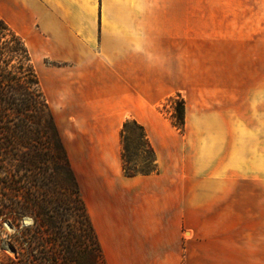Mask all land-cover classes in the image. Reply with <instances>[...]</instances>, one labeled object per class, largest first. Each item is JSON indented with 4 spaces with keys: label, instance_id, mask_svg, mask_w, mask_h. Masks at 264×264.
<instances>
[{
    "label": "crops",
    "instance_id": "obj_1",
    "mask_svg": "<svg viewBox=\"0 0 264 264\" xmlns=\"http://www.w3.org/2000/svg\"><path fill=\"white\" fill-rule=\"evenodd\" d=\"M0 2L40 62L106 264H264V85L249 70L264 64V0ZM212 62L231 64L226 86L187 76ZM177 94L182 134L161 111ZM126 120L157 173L123 175Z\"/></svg>",
    "mask_w": 264,
    "mask_h": 264
},
{
    "label": "trees",
    "instance_id": "obj_2",
    "mask_svg": "<svg viewBox=\"0 0 264 264\" xmlns=\"http://www.w3.org/2000/svg\"><path fill=\"white\" fill-rule=\"evenodd\" d=\"M169 105L171 124L182 134L184 100L177 94ZM120 145L125 177L157 173L135 120L123 123ZM24 218L30 226L22 227ZM3 223L13 233H4ZM3 244L15 254L6 264H106L30 52L0 18V250Z\"/></svg>",
    "mask_w": 264,
    "mask_h": 264
},
{
    "label": "rangeland",
    "instance_id": "obj_3",
    "mask_svg": "<svg viewBox=\"0 0 264 264\" xmlns=\"http://www.w3.org/2000/svg\"><path fill=\"white\" fill-rule=\"evenodd\" d=\"M1 1V0H0ZM2 14L1 10V2H0V16ZM32 45V44H31ZM32 58V57H31ZM38 65L35 64V69L37 70V74L40 80V85L42 91H44V95L46 100L48 99V94L46 92L45 85H43V78L40 73V62L38 61ZM231 70V64H227L225 62H212V63H195V64H186V72L187 76L192 75L195 77H200V82L202 86H211V87H224L228 83V74ZM249 70L253 77L250 78V85L251 86H263L264 79L261 77L259 78L258 75L262 74L264 70V64L260 63H253L249 64ZM42 82V83H41ZM50 108V106H49ZM51 110V108H50ZM163 114L170 118V114L172 112V108L169 105V100L163 105L162 110ZM52 112V110H51ZM53 114V112H52ZM185 130V129H184ZM31 220L28 218H24L21 222L22 227H27L31 225ZM2 231L4 233H13L14 229L8 224H2ZM5 235H3V238ZM7 258H15V254L11 251V247L7 244H3V249L0 250V264H6Z\"/></svg>",
    "mask_w": 264,
    "mask_h": 264
},
{
    "label": "bare ground",
    "instance_id": "obj_4",
    "mask_svg": "<svg viewBox=\"0 0 264 264\" xmlns=\"http://www.w3.org/2000/svg\"><path fill=\"white\" fill-rule=\"evenodd\" d=\"M26 45H27V47H28V49H29V51H30V54H31V57H32L33 64H34V65H35V64L38 65V64H39V63H38V60H37L36 58L33 57L34 54L32 55V49H33V48H32V45H31L29 42H26Z\"/></svg>",
    "mask_w": 264,
    "mask_h": 264
}]
</instances>
